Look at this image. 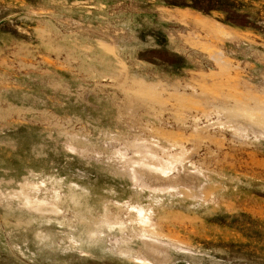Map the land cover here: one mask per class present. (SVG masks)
Here are the masks:
<instances>
[{
	"label": "rangeland",
	"instance_id": "rangeland-1",
	"mask_svg": "<svg viewBox=\"0 0 264 264\" xmlns=\"http://www.w3.org/2000/svg\"><path fill=\"white\" fill-rule=\"evenodd\" d=\"M0 264H264V0H0Z\"/></svg>",
	"mask_w": 264,
	"mask_h": 264
}]
</instances>
